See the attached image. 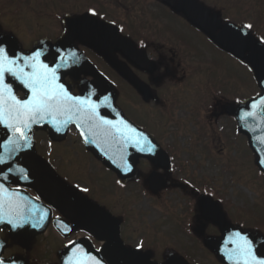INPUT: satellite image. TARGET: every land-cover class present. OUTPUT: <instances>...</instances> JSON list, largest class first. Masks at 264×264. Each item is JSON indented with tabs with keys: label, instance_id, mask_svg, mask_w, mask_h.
Wrapping results in <instances>:
<instances>
[{
	"label": "rangeland",
	"instance_id": "1",
	"mask_svg": "<svg viewBox=\"0 0 264 264\" xmlns=\"http://www.w3.org/2000/svg\"><path fill=\"white\" fill-rule=\"evenodd\" d=\"M96 1L99 2L0 0V35H14L22 48L29 49L40 39L58 37L63 30L60 23L63 15L72 16L93 8L103 17L120 20L127 15L139 14L138 8H146L133 4V0H102L101 5ZM203 3L216 7L223 18L233 23L255 22L261 26L258 34L264 38V0H203ZM194 35L196 41L192 40L198 42L199 47L198 53L184 62L189 70H185L186 75L181 81L172 83L169 92L163 93L172 101L166 116L157 114L154 117L155 109L147 107L132 109L139 105L134 102L131 107L121 99L116 102L131 121L142 125L153 136L155 134L161 149L168 145L178 146L171 162L175 167L177 164L184 166L185 171L169 170L165 181L170 183L166 186L173 187V191L165 189L154 195L149 181L145 182L149 166L142 165V161L133 181L121 186L71 133L59 141H50L45 133L37 132L33 147L60 178L122 218L121 238L125 245L149 249L158 262L162 260L163 251L171 249L189 264H219L197 240L194 247L184 235L176 233L167 217H170V209L178 214L182 212L188 200L181 196V185L194 181L192 183L198 186L199 192L209 194L221 203L227 202L225 207L230 213H241L242 223L258 229L259 235L264 234V176L256 169L246 140L234 134L232 116L237 104L258 90L245 65L218 50L202 35ZM175 95L181 100H176ZM27 190L36 195L33 190ZM55 216L60 214L53 209L52 218ZM174 224L178 225V220ZM84 236L91 240L94 248L100 246L101 242L84 231L63 238L50 225L43 234L31 238L29 250L20 248L21 243L13 242L8 244L3 256L21 254L29 264H57L60 248ZM140 244L142 247L138 248Z\"/></svg>",
	"mask_w": 264,
	"mask_h": 264
},
{
	"label": "water",
	"instance_id": "2",
	"mask_svg": "<svg viewBox=\"0 0 264 264\" xmlns=\"http://www.w3.org/2000/svg\"><path fill=\"white\" fill-rule=\"evenodd\" d=\"M193 1L194 0H164V3L184 14L187 19L194 23L196 27L200 28L220 50L248 64L259 89V93L254 97L248 98L243 104H240L234 111V118L237 124V131L246 136L248 146L255 155V164L257 168L264 173V46L250 30L241 29V27L230 22L221 23L216 16H211L209 18L208 10L194 5ZM66 22L68 28L67 35L56 40L53 44H50L46 40H42L27 52H22L14 39L9 35H5L9 40L5 46L10 50V53L20 56L31 55L34 50L40 49L43 52L41 59L45 60L50 66L56 62L58 49L65 52H77L80 57L79 62L70 68L62 69L59 72L60 77L66 73L76 76L80 73L93 75L96 80L94 83L96 84L90 82L82 83L81 87L83 92L80 96H89V94H91L92 100L93 97L95 99L100 97L98 101H95L97 103L103 101L105 96L109 97L111 107L109 108L102 105L99 109L100 113L106 111L109 114V116L105 117L107 119H123L120 111L114 106L113 94L105 89L104 82L98 77L95 68L77 51L72 45V42L73 40H78L82 44L102 54L107 61L119 70L127 80L134 84L139 91H142V88L139 86L138 81L134 80L126 70H123L121 66L115 62L112 53L114 51H120L127 58L139 65L144 63V56H139L131 49L130 45H126L125 42L119 41L115 30L110 25L104 24L92 17L82 15L75 19H67ZM2 37L4 36H0V38ZM48 58H52L51 62L47 61ZM12 83L21 87L26 92V89L18 82L12 81ZM66 87L69 89V86ZM92 88H100V90H96L98 96L90 92L89 89ZM246 113L249 115H245ZM242 116L244 117L243 119ZM71 124L79 130L74 123ZM44 128L49 129L50 135L52 136L60 138L65 135L66 128L57 133L54 129L45 124L32 126V130ZM80 129L81 132H79L81 133L85 148L92 151L96 156L101 157L105 165L114 170L121 178H127L133 175L134 165L137 163L138 157L141 156L148 158L155 166L168 167L167 158L158 147L152 155L142 154L129 148L132 152L128 153V159L133 165V171L131 173H124L117 167V164L120 163L121 154L119 143L111 140V138H106L102 134L93 135L92 132L89 131L87 125ZM32 130L28 134L31 144ZM5 131L6 130L0 126V145L4 143ZM93 131L98 132V130ZM83 133L87 134L88 141L94 140L95 143L86 142ZM97 145H99V147ZM0 156H8V152L5 151L2 146H0ZM113 160H115L116 163H113ZM10 164L15 169L24 168L28 178L22 179L21 177L24 174L16 171L10 174L8 181L4 182L6 186H21L34 189L46 202V204H44L32 198L25 190L9 187L12 191L19 192L22 195V204L24 205L25 211L30 212L33 207L49 210L47 217L43 221L39 220L38 215L35 216V222L39 225L36 228L31 227L29 224L25 225L24 228L12 229L7 224H0V227L7 229L12 237L19 235L22 231L28 236L35 233H42L49 224L51 216L50 206H52L73 222V226L69 228L62 218L53 221L54 227L61 235L67 236L80 227L92 232L99 240H104V244L99 251L94 250L91 242L86 238L75 240L86 253L98 260L99 264H154L149 260L148 255L124 247L119 237V223L115 217L105 212L101 207L95 205L91 201L82 198L71 187L60 180L53 170L39 159L32 147L17 152L10 161ZM8 166V164L0 165V168L7 169ZM161 187L162 184L158 183V187L153 189L156 191ZM202 206L204 208L209 206L213 207V212L211 214L205 213L202 211ZM199 207L201 210V217L210 220L213 224L217 225L221 231L220 237L206 239L204 242L205 245L212 249L224 264H232V262L225 257L224 240L229 234L241 230L231 227L224 219L217 204L211 202L209 198H201ZM241 232L247 234L249 238L253 239L255 242V238L251 236L250 233L246 231ZM4 247L5 244L0 239V260L4 261L5 264H26L21 258H2ZM229 247H231V245H229ZM256 252L258 256L264 257V240L258 242L256 245ZM71 255L72 246L69 244L61 252L64 264ZM161 264L187 263L180 257L171 254L169 258Z\"/></svg>",
	"mask_w": 264,
	"mask_h": 264
},
{
	"label": "snow or ice",
	"instance_id": "3",
	"mask_svg": "<svg viewBox=\"0 0 264 264\" xmlns=\"http://www.w3.org/2000/svg\"><path fill=\"white\" fill-rule=\"evenodd\" d=\"M251 27L250 24L241 25V29ZM8 42L7 36L0 38V126L6 130L4 143L0 146L8 152L7 157L0 156V165H9L7 169L0 168V224H7L12 229L24 228L29 224L36 228L39 225L35 222V216L38 215L39 220L43 221L49 210L33 207L30 212H26L22 195L12 191L4 183L9 180L10 174L16 171L24 174L22 179L28 178L24 168L15 169L10 161L17 152L32 147L28 134L33 125L45 124L57 133L71 123L78 128L87 125L93 135L102 134L119 143L121 154L117 167L124 173L133 171V165L128 159L129 148L152 155L158 146L148 135L125 120H112L102 116L99 110L101 106L111 107L109 97L105 96L103 101L97 103L91 99V94L76 96L70 93L61 82L59 72L79 62L77 52L58 49L56 62L50 66L41 59L42 50L36 49L28 56L15 55L5 46ZM12 81L18 82L26 89L23 98L16 95ZM83 135L86 142L95 143L94 140L88 141L86 133ZM113 163L116 161L113 160ZM153 178L147 176L145 182ZM202 211L211 214L213 207L202 206ZM70 244L72 255L65 264H99V261L86 253L76 241H70ZM137 247H142V244ZM224 250L226 259L232 264H264V257L257 255L254 240L241 231H235L225 238ZM0 264L5 262L0 260Z\"/></svg>",
	"mask_w": 264,
	"mask_h": 264
},
{
	"label": "flooded vegetation",
	"instance_id": "4",
	"mask_svg": "<svg viewBox=\"0 0 264 264\" xmlns=\"http://www.w3.org/2000/svg\"><path fill=\"white\" fill-rule=\"evenodd\" d=\"M98 1L101 2L102 0ZM133 1V4L146 8H138L139 14L136 13L134 16L129 17L127 15L126 18L120 20L118 18L110 19L107 16L103 17V15L98 14L99 11L97 13V9L93 8L91 9L92 11L94 10L95 14L91 13L90 15L114 26L121 40L124 39L127 44H131L132 48L138 51L139 55L145 56L144 63L137 65L126 58L121 52L115 51L113 53L114 59L123 70H126L138 81L142 91H139L134 84L128 82L117 69L111 67L103 55H99L80 42H75V46L78 47L80 52L91 61L103 76L102 79L106 89L115 96V105L117 108L120 109L116 102L121 99L126 101L130 107L133 102L139 104L138 107H131L132 109H145L147 107L150 110L155 109L154 117L157 114L166 116V111L168 112L170 110L172 104L170 107L168 105L172 101L168 97H164L163 93L166 90L169 92V87H171L173 82H179L184 78V74L186 75L185 70H189L187 68L188 66L185 67L184 62L198 53L197 47H199V44L192 40L194 39V34L204 35L199 31L200 29L191 24L182 14L165 5L164 0ZM202 1L195 0V4L198 6H206ZM99 2L96 1V4L99 5ZM114 8L117 7L115 6ZM113 12L117 11L113 10ZM61 80L69 86L70 93L77 96L82 91L80 83L84 80L93 82V77L84 73H81L79 76L65 74ZM96 90H100V88H94L93 92H97ZM16 95L22 98L24 94L21 90H17ZM175 99L181 100L177 96ZM182 101L185 100L183 99ZM121 113L130 124L144 130L150 135L152 134L145 130L142 125L131 121L122 110ZM70 129H68V132ZM71 131L76 137L78 136L73 129ZM45 132L48 134L47 131ZM153 138L156 140L155 134ZM164 150L167 152L168 158L171 161L174 158L175 151L167 147ZM141 160L143 164L147 167L149 166L148 174L150 176L154 175L155 171L153 170V166L147 160ZM98 162L102 165V169L112 172L105 167L101 159H98ZM171 168L179 172L185 171L184 166L177 164L175 167V164L170 162V167L166 168L164 174L168 175ZM160 172L163 173L162 170ZM112 174L115 173L112 172ZM150 184L152 183L150 182ZM167 184L170 183L166 182ZM180 189L181 196L188 200L187 204L180 214L170 209V217L167 218L170 220L169 224L171 227H174L176 233L184 235L186 240H190L192 246L195 247L196 242L200 240L201 236L207 230L210 232V235H218L219 229L210 222L208 223L206 220L203 221L200 219L198 186L189 181V183L187 182L185 185H181ZM165 191H173V187H166ZM220 208L224 209L225 207ZM176 220H178V225L174 224Z\"/></svg>",
	"mask_w": 264,
	"mask_h": 264
},
{
	"label": "trees",
	"instance_id": "5",
	"mask_svg": "<svg viewBox=\"0 0 264 264\" xmlns=\"http://www.w3.org/2000/svg\"><path fill=\"white\" fill-rule=\"evenodd\" d=\"M1 234H2V237H4L5 239H6V237L8 236L7 233H6L5 231H2ZM19 252L22 253L21 250H20ZM22 254H23V253H22Z\"/></svg>",
	"mask_w": 264,
	"mask_h": 264
}]
</instances>
